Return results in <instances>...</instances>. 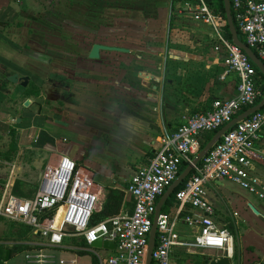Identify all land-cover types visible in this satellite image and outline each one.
I'll return each mask as SVG.
<instances>
[{
    "label": "crops",
    "instance_id": "1",
    "mask_svg": "<svg viewBox=\"0 0 264 264\" xmlns=\"http://www.w3.org/2000/svg\"><path fill=\"white\" fill-rule=\"evenodd\" d=\"M11 1L18 5L17 10ZM35 1L44 8L43 14L51 17L58 14L54 15L49 8L57 11L73 5V0H62V4L58 0H0V137L9 138V150L17 149L14 158L9 156L5 160L11 171L4 185L19 197H31L38 187L28 194L33 169L41 167L37 172L39 180L48 160L64 154L91 173L95 184L103 189L104 200L109 188L122 190L121 210L130 212L133 201L125 188L138 163L154 153L161 136L178 127L189 114L207 110L214 99L235 96L237 76L227 69L224 54L214 50L212 28L192 18L185 9V0H143L140 6L134 5L138 9H127L124 23L114 16L111 30H116L118 35L130 34L128 43H117L118 35L115 42L97 40L95 43L128 51H100V57L94 60L87 53L79 58L71 54L50 61L34 55L24 45V18L32 15L29 8L38 10ZM76 1H85L83 15H88L92 0ZM94 2L98 8L114 13L119 12L122 3L121 0ZM135 41L139 50L131 44ZM68 46L74 47L70 42ZM140 49L142 54L138 52ZM130 63L147 66L150 71L133 74L132 86L126 91L119 82L123 76L122 64ZM46 66H52L55 78L52 80L56 86H62L56 89L46 79L49 104L43 103L45 96L41 91ZM8 72L29 77L23 91H19L22 87L18 84L7 80L2 85ZM34 87L39 90L37 96L30 94ZM23 92L29 98L27 105L19 99ZM29 132L33 133L31 151L23 154L22 146ZM12 133L15 138L11 141ZM41 146L46 151L40 154ZM260 148L264 152V130ZM18 165L24 171L17 176L20 180H14ZM252 172L264 181V164L256 163ZM206 196L214 206L217 223L226 227L237 242L230 258L232 264H264V202L224 179L206 184ZM175 205L172 198L162 211L171 212ZM0 221L9 220L0 218ZM176 231L180 239L191 240L198 228L179 221ZM9 242L0 237V243L10 245ZM204 256L225 255L218 249L176 246L170 262L202 264Z\"/></svg>",
    "mask_w": 264,
    "mask_h": 264
},
{
    "label": "built area",
    "instance_id": "2",
    "mask_svg": "<svg viewBox=\"0 0 264 264\" xmlns=\"http://www.w3.org/2000/svg\"><path fill=\"white\" fill-rule=\"evenodd\" d=\"M230 2L238 31L264 63V0ZM184 6L194 20L212 28L214 50L224 54L227 69L237 76L235 96L214 99L207 110L189 114L161 136L155 152L138 163L127 181L125 190L133 201L130 212L121 210L95 222L93 216L104 202L103 189L91 173L64 154L48 160L31 197L13 194L5 184L0 193V218L27 226L29 233L7 243L24 248L2 264H144L157 199L192 161L208 140L207 134L260 101L264 90L257 69L224 35L207 0H185ZM263 130L264 106L226 131L193 166L175 193L174 210L158 216L151 264H171L176 246L218 249L233 257L234 237L215 220L206 184L224 179L264 202V181L252 172L256 163L264 164ZM179 221L198 228L191 240L180 239L176 231ZM98 238L112 242L113 248L91 246Z\"/></svg>",
    "mask_w": 264,
    "mask_h": 264
},
{
    "label": "rangeland",
    "instance_id": "3",
    "mask_svg": "<svg viewBox=\"0 0 264 264\" xmlns=\"http://www.w3.org/2000/svg\"><path fill=\"white\" fill-rule=\"evenodd\" d=\"M42 1H45V0H42ZM121 1H122V3L119 6V12L114 13V12H111V10L109 11L106 9L98 8L97 5L95 4L94 0H92V2L90 1L91 5H89L87 8V10L89 12L88 15H83L84 13H86V11H85L86 8L84 7L85 1H83V2H77L76 0L72 1L73 5L71 7H68L67 9H65L66 11L63 12V14H65V15H68L69 13H71V15H69L68 17L66 16L65 18L61 15V17H63L65 19V24H68L69 27L71 28L70 41H71V44L74 45V47L71 48L70 51L73 55L77 54V58H79L81 55H83V56L86 55L88 53L91 45L93 43H95L97 40H100V41L106 40L107 42L112 43L118 39L117 38L118 33L115 32L116 30L115 31L111 30V25L113 26V23H114L113 22L114 16L119 18L121 23H124L125 18H127V15H128L127 9L129 10V8L135 7L134 5L140 6L142 3L141 1H143V0H121ZM58 2L60 4H62L61 3L62 0H58ZM98 2H99V0H98ZM36 4L39 5L37 2H36ZM135 8L138 9L139 7H135ZM29 9L32 11V15H31V16H33L32 19H35V20L38 19L39 20L40 18L48 17V16H45V14H43L42 11L44 8H41V5H39L38 10L34 9V8H29ZM108 9H110V8H108ZM49 11H54V8L53 9L49 8ZM135 12L136 11L131 12V15L134 14ZM58 13L60 14V12H58ZM218 19L221 20L220 17H218ZM30 21L31 20H29L28 17L24 18L25 35H26L27 28H28ZM129 35L130 34H123V33L118 35L120 37V41L118 40L117 43L127 42V37H131ZM131 44L135 47L136 50H139L138 42H136V41L131 42ZM24 45H25L26 49L30 48L31 50H32L31 46L37 47V45L32 43L29 40V38H26ZM32 51H34V50H32ZM138 52H139V54L143 53L141 51V49ZM110 55H112V54H110ZM122 65H124V68L122 69L123 71H121L123 76L120 79L119 86L121 88L125 89L126 91L128 90V87L132 86L133 81L131 80L130 77L133 76V74H135V76H136V75H139L142 71H150L147 68V66L144 67V66H141L138 64L135 66H133L134 65L133 63L122 64ZM46 73L48 74V75L46 74L47 77L53 76L52 66H50V67L46 66ZM46 75H45V78L43 80L44 83H43V87H42L41 91H42V94L45 96V99L43 98L45 102H43V103L49 104V100L47 99V96H46V92L48 90V83L46 81V79H47ZM7 85L11 86L12 84L8 83ZM18 89H19V91L24 90V88H18ZM126 91H124V92H126ZM19 96H20L19 99L21 101L25 100V102H26L27 100H29V98L24 94V92L22 94H19ZM46 100H48V101H46ZM9 101L16 102L13 99H9ZM25 102L23 104H25ZM35 103L37 104V102H35ZM19 114H20V112L18 113V115ZM19 135L20 134L18 133L17 134L18 138H19ZM32 135H33L32 132H29L27 135L26 143L24 146H22L23 151H24L23 154L26 151H31V147H32V143H33ZM17 136H16V138H17ZM10 137H11V141H12L13 138H15V134H13V133L10 134ZM5 138H8V137H3L2 135L0 137V193H1V188L4 187V183L7 181V179H9V178H7L8 177L7 174H10V171H11L10 166L6 165L5 160L7 158H9V156H12V158H14L15 153L17 151V149L15 151H14V149H13V151L9 150L10 149L9 148L10 140H9V138L8 139H5ZM28 143H30V144H28ZM7 149L9 150L8 152H7ZM43 151H46V150L43 149V147L41 146V148L39 149V153L41 154ZM23 154H21V156ZM6 155H8V156H6ZM25 160H27V159H24L23 161H25ZM18 166L19 167H16V170H15L14 180L19 179V178H17V176L22 173L20 171H24L22 165H18ZM40 168H38V169L34 168L33 169L34 176L31 178V180H32L31 185L27 188L28 194L33 193L35 191L37 185H38L37 184L38 183L37 182L38 181L37 172L40 170ZM18 185H19V183H18ZM6 229H7L6 228V221H2V222L0 221V237L7 238V236L5 234H4V236H1L2 232L5 231ZM236 248H237V242L235 240V249ZM88 254L91 255L92 253L88 252Z\"/></svg>",
    "mask_w": 264,
    "mask_h": 264
},
{
    "label": "water",
    "instance_id": "4",
    "mask_svg": "<svg viewBox=\"0 0 264 264\" xmlns=\"http://www.w3.org/2000/svg\"><path fill=\"white\" fill-rule=\"evenodd\" d=\"M16 10L19 8L13 1L10 3ZM223 7L225 13V19L228 31L230 33L231 41L236 44L243 52L249 57L251 62L257 68V70L264 76V63L263 61L255 54V52L244 42L240 39L238 34V29L235 25L233 20L232 12H231V2L230 0H223ZM121 51L125 52L128 49L114 46V45H105L102 43H93L88 51V58L89 59H98L100 57V51ZM6 80L13 84H19L20 87L26 88L29 82V77L27 75H19L16 72L10 73L7 75ZM4 92L9 93L8 89H4ZM29 103V100L25 102V105ZM264 106V91L263 96L260 101L255 104L254 106L246 109L245 111L241 112L225 125L220 127L217 131H215L209 139L204 143L202 148L198 151V153L193 157L192 161L188 163L182 171L177 175V177L172 181V183L166 188L163 194L159 197L158 201L156 202L153 218H152V226L148 236V243L145 255L144 264H151V252L155 245L156 233H157V221L158 216L162 212L163 207L170 197V195L174 192L175 188H177L189 175L192 171L194 165L198 164L201 159L205 156V154L220 140L221 136L228 131L229 129L233 128L237 122L244 119L246 116L250 115L254 111L260 109ZM19 119V118H18ZM20 120V119H19ZM58 123L64 124L60 120H56ZM91 246L94 248H113V243L109 241H102V239L98 238L96 241L91 243ZM202 264H232V260L226 256H204Z\"/></svg>",
    "mask_w": 264,
    "mask_h": 264
},
{
    "label": "trees",
    "instance_id": "5",
    "mask_svg": "<svg viewBox=\"0 0 264 264\" xmlns=\"http://www.w3.org/2000/svg\"><path fill=\"white\" fill-rule=\"evenodd\" d=\"M207 2L209 3V6L214 16L217 19L218 17H220L221 20L218 19V21L221 24L220 26H221L222 31L224 32V35L228 39H231L230 33L227 28V24H226L223 0H207ZM238 34H239L240 39L245 42L244 37L239 31H238ZM257 74L260 78V88L264 90V76L258 70H257ZM4 81L5 79L2 80L1 82L2 85L5 83ZM27 94H29V92ZM30 94H34L35 96H37L39 94V90L35 89L34 87V91L30 92ZM210 136L211 134H207L205 138L209 139ZM185 181L186 180H184L177 188H175L174 192L170 195V197L168 198L164 206H168L172 198L175 199L176 191L183 186ZM17 193L21 195L20 191H17ZM123 196H124V193L122 190L117 189V188H109L107 196L105 197V200L103 202L102 209L100 212L96 213L93 216V220L95 222L100 221L109 216L119 213L121 210V206L123 204ZM6 228L7 229L5 230L4 234L7 236V238L5 239H8L10 241L21 240L24 236H26L29 233V228L27 226H24L22 224H16L11 221L6 222ZM23 248L24 247L20 245H4L3 243H0V264H2L4 260L11 258L15 253L22 250Z\"/></svg>",
    "mask_w": 264,
    "mask_h": 264
},
{
    "label": "flooded vegetation",
    "instance_id": "6",
    "mask_svg": "<svg viewBox=\"0 0 264 264\" xmlns=\"http://www.w3.org/2000/svg\"><path fill=\"white\" fill-rule=\"evenodd\" d=\"M58 12H60V14ZM63 12H65V10L57 9V11H53L54 15L58 14L56 15L57 17H51L50 14L48 17L40 18L39 20L32 19L33 16L31 15L28 16V19L31 21L28 25L26 35L24 34V39L29 38L32 43L37 45V47L31 46L34 51L27 48L34 55H40V57L46 58L47 61H50L53 59H64L68 55L72 54L68 46L69 42L71 43V28L68 24H65L64 19L66 16L68 17L69 14L65 15ZM61 15L64 18L61 17ZM23 33H25V31ZM56 68H59V66ZM9 74L10 72H8L7 75ZM7 75H5V80ZM52 79L55 78H47V81H52L51 86L56 89L62 87L56 86L55 81Z\"/></svg>",
    "mask_w": 264,
    "mask_h": 264
}]
</instances>
